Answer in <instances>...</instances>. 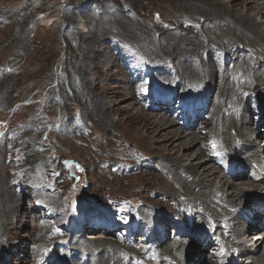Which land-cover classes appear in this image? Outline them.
<instances>
[{"label":"rangeland","instance_id":"rangeland-1","mask_svg":"<svg viewBox=\"0 0 264 264\" xmlns=\"http://www.w3.org/2000/svg\"><path fill=\"white\" fill-rule=\"evenodd\" d=\"M40 3L44 17L37 13ZM70 3L72 1L68 0H0V264H21L20 261L22 264H55L57 250L66 249L71 241L65 235V225L71 214L69 209L76 201L78 206L75 207L92 225L98 223L99 226L92 229L97 230L89 238L91 243L80 240L81 245L76 247L81 248L73 253L66 251L69 260L83 257L85 251L91 250L99 255L100 261L108 253H115L120 264L129 261L147 264L152 251L142 250L137 255L130 250L131 239L135 241L132 245L138 244L135 236L144 225L140 218L143 212L155 206L166 215L184 214L186 222L193 212L192 205L185 199V196L195 195L192 187L181 175H176L178 171L169 169L161 160L175 163L174 159L194 156L200 151L196 161L207 160L202 166H208L211 173L214 171L211 183L222 191L225 189L215 173L219 170L204 157L198 141L187 144L196 140L195 134L205 138V132L213 133V127L203 126L206 113H201L197 121L199 127L193 134L184 132L187 135L184 140H178L183 128L177 125L170 133L153 126L146 128L163 116L155 114L160 112L151 103L159 91L176 95L180 104L187 99L205 101L210 92L206 89L193 98L190 96L193 89L188 88L187 93L180 96L176 90L154 83L151 57L159 66H165L166 62L174 66L177 59L174 49L180 46L174 48L176 42L184 38L192 40L195 34L203 32L205 20L216 16L219 20L225 17L242 22L240 19L252 17L254 21H262V31L264 13L254 16L250 7L258 4L242 0H223L222 3L220 0H105L99 3L88 0L78 7ZM232 3L236 5L230 9L228 5ZM84 12L92 19L82 18ZM81 22L84 26L80 27ZM172 24L176 26L168 29ZM222 34L218 32L209 41L208 50L214 48V44L224 50L226 40ZM122 36L124 42L119 39ZM249 45L253 48L252 43ZM261 51L260 47L252 50L250 63ZM22 61L26 62L24 68L19 67ZM8 66L18 67L14 71ZM123 68L127 74L121 70ZM247 68L251 69L248 65ZM163 71L158 67L155 73L161 75ZM52 77L64 82L67 89L51 86ZM125 77L129 79L126 82ZM242 86L235 83V87L240 88L239 94L243 93ZM116 93L119 95L113 97ZM54 95L58 97L57 102L49 105ZM33 114H40V125L32 127ZM176 121L184 127L188 118L180 116ZM248 121L251 124L253 120L250 117ZM43 125L46 127L41 130ZM91 125L96 129L94 141L90 143ZM50 139L51 149H42ZM216 143L213 138L206 146ZM219 161L224 167L228 166L224 160ZM180 163L186 166L189 160ZM189 171L193 173L192 169ZM61 176L65 180L64 196H59L57 187L52 186ZM245 184L250 190L257 187V197H264L261 188L264 184ZM81 198L97 199L98 203ZM114 204L119 208L115 209ZM170 223L162 216L155 225L161 224L162 229H166ZM201 235L196 233L195 237ZM163 236L166 235L160 240ZM223 243L227 250L226 242ZM191 254L188 251L184 264ZM242 262L247 263V260L239 259L234 264Z\"/></svg>","mask_w":264,"mask_h":264},{"label":"bare ground","instance_id":"bare-ground-1","mask_svg":"<svg viewBox=\"0 0 264 264\" xmlns=\"http://www.w3.org/2000/svg\"><path fill=\"white\" fill-rule=\"evenodd\" d=\"M220 1L222 3L223 0ZM242 1L247 4H258L256 7H250L254 16H259L264 13V0ZM235 5L236 4L232 3V5H228V7L233 9ZM250 8H247V11H249ZM223 11L225 12V10ZM84 15L85 14H83L82 18L90 17L92 19L90 14ZM161 20H166V18ZM240 20L248 23V26L253 27V29L244 26V22H240L239 19L226 20L224 17L223 20H219L215 16L212 20H205L203 25L204 31L195 34L201 41L193 37L192 40L184 38L176 42L174 48L178 45L180 46H178L179 49H174L175 56L177 57L174 66L168 65L167 62L165 66H159L153 60V57H151L154 53H149V55H151L153 69L156 70V68L159 67L164 70L161 75L156 74L154 70L151 77L154 83H160L165 86V88H172L176 90L177 94L180 96H183L187 93V89L191 88L193 92L190 96L193 98L199 97L206 89L210 90L204 109V113H206L207 117L203 122V126H205V128L213 127V133L209 134L205 132V138H200L199 135L195 134L196 140H192V142L189 141L187 144H195V141H198L199 148L204 157L209 160L214 168L219 170L215 173L219 175L221 186L225 187L226 190L223 189L222 191L217 185L211 183L213 181L211 179L215 176V174L211 176L214 171L212 170L213 172L211 173V170L207 168L208 166H202V164H206L205 162H207V160L196 161L200 158V151L195 152L196 154H193L194 156L187 155L177 160L174 159L175 163L165 159L161 160V162L165 161L169 169L180 172L181 174L176 172V175H181L183 181L187 182L189 186L192 187V191L195 195H193V197H189V195L188 197L185 196V199L192 205L193 212L188 222L185 221L184 214L179 216L173 214L166 215L155 206H153L151 211L143 212L144 214H142L140 218L144 225L141 226L135 236L138 244L132 245L135 241L131 239L130 250L137 255H140L142 250L152 251V255L147 264H184L188 251L192 253L196 248L200 251V255L197 256V261L195 259L191 260L194 264H234V261L239 259L242 260L243 258L247 260V263L242 262V264H264V236L261 240H257L248 247L240 240H235V238H238L240 235L241 227L244 226L243 222L240 220V215L244 212L245 208L252 210L254 201L259 198L255 194V188L257 187L250 190L251 188H246L249 187V185L245 183H250V186H260L258 182L248 176V172L251 169L258 172V154L259 150L262 148L261 144L264 143V130H262L264 127V34H262V31H264V29L261 31L263 23L262 21H254L255 19L252 17L242 18ZM168 23L170 24V22ZM222 23L228 24L221 25ZM79 25L80 27L84 26V22L79 23ZM175 26V24H172L168 29ZM218 32H223V40H226V43H224V50L220 49L221 45L217 44H214V48L208 50L209 41H212L214 36L216 34L218 35ZM260 34L262 37L259 36ZM88 39H91V37ZM119 39L123 42L125 40L123 36ZM251 39H255V41H251ZM248 42L253 44V48L250 47ZM182 45H186V47H181ZM187 46L190 48L187 49ZM259 47L262 49L259 57H254L255 61L250 63L251 58L249 55L253 49ZM108 48L111 49L112 46ZM240 51L244 53H240ZM114 53L115 49H113V54ZM227 58L230 60L227 61ZM247 65L251 68L250 70L247 68ZM121 70L127 74L124 68ZM117 73H119V71H117ZM147 76V74L144 75L145 78H147ZM126 80L129 79L126 77L123 78V81L126 82ZM131 82H133V79ZM235 83L243 85L241 88L243 90L242 94H239L240 88H236ZM118 95L119 94L116 93L113 97H117ZM121 96L124 98L123 95ZM127 97L132 98L131 95ZM108 98L111 99L112 97L108 95ZM167 99L168 98H159L157 100L155 94L151 103L155 110L160 112L155 114L157 116H163L157 117L158 119L148 124L146 128L149 129V126H153L170 133L171 128L177 125L180 129L181 127L183 128V133H179L178 140H184L187 136L184 132L192 133L194 129H198L199 122L196 123L195 127L191 126L188 129H184V127L176 121L178 116H184V111L180 113L179 109L175 115H170L171 112L168 109L158 110L156 108L155 103H158L162 108L163 104L171 102V100ZM229 103H231L230 108ZM108 108L109 107H107V109ZM199 110L200 108L198 111ZM197 116H199L198 113ZM249 116L253 120L251 124L248 123ZM94 129H96L95 126L91 125L90 131L88 130L89 133H91V136H89L90 143L94 141ZM259 130L260 132L257 133ZM99 138L101 137L97 136V139ZM212 138L218 140L220 149L226 152V159H230L231 162H236L241 165V169L246 170L247 173L241 174L242 170L240 171L239 169L234 176L230 175L218 161L219 157L212 155L214 149L210 146H206V143L210 142ZM240 140L245 141L246 145L235 153L247 150L248 154L238 158L237 156H233L232 148L233 144ZM182 143L184 144V142ZM184 159L189 160V164L186 166L180 163L184 161ZM189 169H192L194 174L190 173ZM200 172H202V175H200ZM241 178H243V180ZM236 180H240V182ZM52 186L57 187V193L59 196H62V193H64L63 182H55ZM187 186L188 185H185V187ZM193 186H195L194 189ZM185 187L182 189L185 190ZM191 187L189 189H191ZM263 187L264 185L261 186L264 190ZM52 190H54V188H52ZM85 201L98 203L97 199L91 198H87ZM162 216L166 217L169 222H172L163 233L157 231L155 225V223L160 221ZM224 224H226V228H224ZM96 226H94V228H96ZM96 230L97 229H95V231L91 230V234L93 232L96 233ZM1 233L2 231L0 230V234ZM196 233L210 234L211 238L206 237L202 240L201 238L195 237ZM261 233H264V231ZM261 233L253 236L254 233L251 232L249 234L250 240L259 237ZM91 234H89L88 238L92 236ZM162 235H167L168 239L161 241L160 237ZM142 237H144L143 241L140 240ZM221 241L226 242L228 251L220 261L219 258L212 257L209 253L211 248L216 249V242ZM83 242L88 244L91 243V240ZM83 242L82 245L87 246V244ZM77 245H81L80 237L66 249L57 250L55 264H120V260L116 258L117 255H114L115 253H108L107 256L100 261L99 255H94L91 250V253H86L87 251H85L83 257L81 256L76 260H69L66 251L73 253L74 250L81 248H77ZM27 249L32 250L30 247ZM233 249L237 252H234ZM20 262L22 264V261ZM4 264H6V262H4ZM124 264L134 263L129 261Z\"/></svg>","mask_w":264,"mask_h":264},{"label":"trees","instance_id":"trees-1","mask_svg":"<svg viewBox=\"0 0 264 264\" xmlns=\"http://www.w3.org/2000/svg\"><path fill=\"white\" fill-rule=\"evenodd\" d=\"M72 2H78V3H80V2H82V1H84V0H71ZM42 9H43V4H38V8H37V13L38 14H40V15H42L43 17L45 16V14H44V12H42ZM26 65V62L25 61H22L21 63H20V65H19V67L20 68H24V66ZM17 67L18 66H16V68L15 69H11V66H8V69H10V70H16L17 69ZM53 78V77H52ZM51 79V78H50ZM50 79L46 82V84L50 81ZM52 81H56V82H58L57 80H56V77H54L53 79H51ZM52 86V85H51ZM44 91H47V88H45L44 89ZM46 95H47V93H46ZM45 95V96H46ZM37 118H38V116H37ZM33 123L34 124H38V125H40V123H41V120H40V118H38V120H33ZM70 183H71V181H69ZM63 186L65 187V183H63ZM66 187H67V185H66ZM62 196H64V193H62ZM86 199H84L83 201H85Z\"/></svg>","mask_w":264,"mask_h":264}]
</instances>
